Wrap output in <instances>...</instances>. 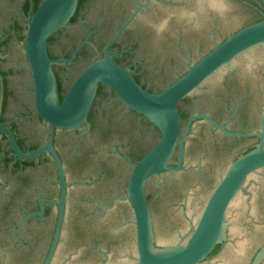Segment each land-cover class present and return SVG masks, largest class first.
Wrapping results in <instances>:
<instances>
[{
	"label": "water",
	"instance_id": "1",
	"mask_svg": "<svg viewBox=\"0 0 264 264\" xmlns=\"http://www.w3.org/2000/svg\"><path fill=\"white\" fill-rule=\"evenodd\" d=\"M0 264H264V0H0Z\"/></svg>",
	"mask_w": 264,
	"mask_h": 264
}]
</instances>
